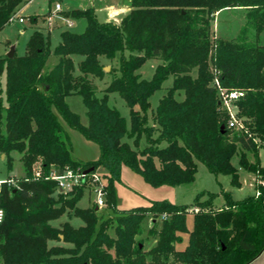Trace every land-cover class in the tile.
<instances>
[{
    "label": "trees",
    "instance_id": "16d2710c",
    "mask_svg": "<svg viewBox=\"0 0 264 264\" xmlns=\"http://www.w3.org/2000/svg\"><path fill=\"white\" fill-rule=\"evenodd\" d=\"M52 2L48 0L49 5ZM24 3L0 0V32ZM234 9L246 10V27L240 36L231 41L211 39L215 15ZM64 16L84 19V30L62 32L53 51L49 36L35 30L24 56L0 57V78L4 76L3 87L0 81V155L10 169L11 154L18 153L24 169L14 187L0 184L4 214L0 264L253 261L264 250V173L259 174L258 157L264 149V43L260 42L264 0H130L129 11L118 23L98 22L92 8L70 10ZM248 27L253 31L252 41H247ZM51 55L56 63L44 71ZM101 59L116 61L117 67L110 72L112 78L103 96L97 97L90 79H103ZM152 59L160 64L150 80L142 79L137 71ZM169 76L171 86L151 110L149 99ZM215 80L226 91L241 94L233 106L242 130L228 127ZM111 93L129 108L128 122L108 105ZM179 93L182 100L175 98ZM70 96L81 98L86 125L69 109L66 98ZM59 118L99 148L96 161L72 157ZM142 140L145 145L141 148ZM234 156L241 170L259 176L251 196L233 200L229 193H222L219 207L217 194L198 193L190 205L155 201L127 211L117 208L115 185L122 167L153 188L179 187L194 182L198 162L209 173L229 176L231 184L240 187L238 170L232 165ZM90 168L91 174L104 171L105 206L113 218L98 216L95 206L77 208L85 184L60 192L50 179L53 173L82 174ZM67 210L83 225L49 224ZM188 215H192L190 230L186 227ZM149 217L147 236L155 244L145 251L137 238ZM157 219H161L159 229ZM110 229L114 236L109 235ZM51 242L55 244L49 246Z\"/></svg>",
    "mask_w": 264,
    "mask_h": 264
},
{
    "label": "rangeland",
    "instance_id": "374dc122",
    "mask_svg": "<svg viewBox=\"0 0 264 264\" xmlns=\"http://www.w3.org/2000/svg\"><path fill=\"white\" fill-rule=\"evenodd\" d=\"M30 0H26V4ZM125 0H53L51 5L48 4V0H31L26 7L20 8L18 12V18H23V23H18L17 17H15L9 24H7L0 32V57H4L8 54L10 47H15V54L17 57L24 56L26 43L29 36L35 31L40 30L44 36H47L46 32L50 30L49 17L51 16L53 24H57V28H52L49 34L50 49H53L60 42V35L62 32L69 31L74 33H80L81 28L85 24L82 22H72L70 26L69 19L64 16V12L69 10L92 8L94 10L96 19L100 23H104L108 20L109 15L107 11L103 10L105 4H113L115 7L123 5ZM58 3L61 7V11H55V4ZM246 10L234 9L227 10L215 15L213 22L211 23V39H220L223 41L235 40L240 36L241 31L246 27L245 20ZM71 22V21H70ZM116 23V22H115ZM247 41L253 40V31L250 27L247 28ZM9 42L10 44L8 45ZM260 42L264 43V35H261ZM79 59H75L77 63ZM104 68L105 75L102 80L91 78L92 84L96 87V96L102 97L103 90L110 82L112 75L111 70H115L117 67L116 61L107 62L101 59ZM56 63V58L50 56L44 67V71H48ZM160 61L152 59L146 61L143 66L137 71L142 79L150 80L154 70ZM103 68V69H104ZM76 74L78 70L76 69ZM115 74H118L115 72ZM196 76V72L192 73V77ZM1 85L4 84V76L0 78ZM172 84V77L163 83L162 88L155 92L149 99L151 110H154L158 100L166 93V89ZM177 100L183 99V94L179 93L175 95ZM218 98V95H217ZM219 101V100H218ZM66 103L69 109L76 113L80 117V121L83 125H86L87 119L85 116V107L82 100L78 96H70L66 98ZM108 105L114 107L124 117L127 122L129 121V108L125 102L116 94L111 93L108 95ZM151 110H149V115ZM220 110L224 112L221 107ZM232 115L236 117V108L232 107ZM227 121H230V115ZM237 119V117H236ZM241 122L240 119H237ZM63 129L65 130L71 145V155L75 160L83 162L96 161L99 158V148L92 142L87 141L77 131L71 129L67 124L59 118ZM129 142L128 139H125ZM141 148L144 147V140L141 141ZM12 165L8 169L5 158L0 155V184L7 182L8 186L14 187L15 182L24 176V169L20 161V155L18 153H12ZM259 160L261 163L260 176L264 173V149L259 151ZM250 162L253 161L251 154L248 155ZM232 165L238 170L240 187H234L230 182V177L225 175H213L208 172L206 167L196 162L197 173L195 180L192 184L183 185L179 187H159L153 188L149 186L144 180L137 174L133 173L129 168L122 167L120 181L115 185V192L117 198V208L119 210L127 211L136 207L148 206L151 202L155 201H167L175 205H190L194 197L198 193H211L217 194L215 204L217 207L223 204L222 193H229L233 200H241L254 194V185L258 181V175L247 173L238 167V157L234 156L232 159ZM103 170L99 169L97 174L106 184V180L102 178ZM263 183V181L261 182ZM95 195L90 189L85 187L82 190V195L77 202V208L85 210L94 206ZM98 216L103 219L113 218L111 212L106 211V206L98 210ZM161 219H157V229L160 227ZM68 222L73 228H78L83 225V222L70 211H66L59 219L51 221L49 224L52 227H58L61 223ZM151 218H147L143 223L142 235L137 238L142 240L143 249L146 251L150 249L155 240L147 236V231L150 228ZM115 225V224H113ZM186 227L188 230L192 228V215H188L186 218ZM110 236H114L112 229L108 230ZM54 242L49 243V246L54 245Z\"/></svg>",
    "mask_w": 264,
    "mask_h": 264
},
{
    "label": "built area",
    "instance_id": "2783aa9c",
    "mask_svg": "<svg viewBox=\"0 0 264 264\" xmlns=\"http://www.w3.org/2000/svg\"><path fill=\"white\" fill-rule=\"evenodd\" d=\"M55 11H60V5L58 3L55 4ZM18 23H23L22 18L17 19ZM214 87L216 88L219 105L221 109L230 115V121L228 122V127L234 130H242L243 125L240 121L236 119L234 115H232V107L233 102L236 101L241 94L237 91H226L225 89L221 88L218 82L215 80ZM36 177H39V172L35 173ZM50 179L56 182L57 189L60 192H68L73 187L85 184L90 191H92L95 195L94 206L97 209H101L105 206V183L96 173L89 174L88 176L84 177L83 174L73 173L72 171H66L64 174L57 176L56 174H51ZM264 185V182L261 183ZM258 195V192H256ZM3 211L0 209V223L3 221Z\"/></svg>",
    "mask_w": 264,
    "mask_h": 264
},
{
    "label": "crops",
    "instance_id": "0c3cea01",
    "mask_svg": "<svg viewBox=\"0 0 264 264\" xmlns=\"http://www.w3.org/2000/svg\"><path fill=\"white\" fill-rule=\"evenodd\" d=\"M31 1V0H30ZM29 1V2H30ZM28 2V3H29ZM27 3V4H28ZM26 0H25V3H24V5H22L20 8L22 9V8H24V7H26ZM129 7H130V0H125L124 1V4L123 5H118L117 7H115L113 4H105L104 5V7H103V10H105V11H107V13H108V15H109V18H108V20L106 21V22H116V23H118L119 21H120V19L129 11ZM20 8H19V10L17 11V18H18V12L20 11ZM81 9H86V8H81ZM60 11H61V7H60ZM70 11V10H69ZM20 18H22V17H20ZM23 19V18H22ZM70 21H69V25L70 26H72L73 25V23L72 22H74V21H76V22H82V21H84L85 22V20L84 19H72V18H68ZM24 22V21H23ZM49 27H50V30H51V27L52 28H57L58 26H57V24H53L52 26H51V22H52V18H51V16L49 17ZM85 26H86V22H85V24L83 25V28H81V32L84 30V28H85ZM50 30L49 31H47L46 32V34H47V36H49V34H50ZM80 32V33H81ZM72 33H74V32H72ZM8 44H10L9 42H7ZM159 101V100H158ZM2 157V156H1ZM249 264H264V250L259 254V256H257L253 261H251Z\"/></svg>",
    "mask_w": 264,
    "mask_h": 264
},
{
    "label": "water",
    "instance_id": "95a60500",
    "mask_svg": "<svg viewBox=\"0 0 264 264\" xmlns=\"http://www.w3.org/2000/svg\"><path fill=\"white\" fill-rule=\"evenodd\" d=\"M14 54H15V47L11 46L8 54L6 55V57L10 59V58L13 57ZM103 70L106 71V68H104ZM221 133H224V126H221ZM3 157L4 156L2 155V158ZM92 172H93V168H90V169L84 171L82 174H83L84 177H86L89 174H91ZM140 248H141V246H140Z\"/></svg>",
    "mask_w": 264,
    "mask_h": 264
}]
</instances>
